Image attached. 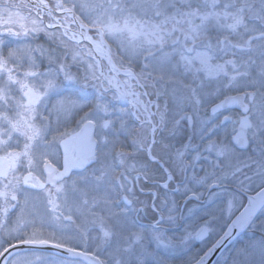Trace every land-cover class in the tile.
I'll use <instances>...</instances> for the list:
<instances>
[{"label":"snow or ice","instance_id":"obj_1","mask_svg":"<svg viewBox=\"0 0 264 264\" xmlns=\"http://www.w3.org/2000/svg\"><path fill=\"white\" fill-rule=\"evenodd\" d=\"M260 216L264 0H0L5 264H211Z\"/></svg>","mask_w":264,"mask_h":264},{"label":"rangeland","instance_id":"obj_2","mask_svg":"<svg viewBox=\"0 0 264 264\" xmlns=\"http://www.w3.org/2000/svg\"><path fill=\"white\" fill-rule=\"evenodd\" d=\"M20 2V0H17ZM22 15H26V12L21 13ZM39 56V53L36 54ZM144 100H148L147 97L143 98ZM151 100H155V97H149ZM155 111V109H153ZM261 221H264V216H260L257 220V223L253 225L252 228L247 229L242 235H240L231 245H229L226 249H224L221 254L218 256L215 264H224V261L227 259L229 264H231V260L237 249L242 247H247L249 244H256L257 247L253 252V255L250 259L254 262V264H259V251L258 245L259 242L264 240V227L261 225ZM70 230L72 229L71 225L67 226ZM47 231H51L48 229ZM95 234V233H93ZM78 241H73V243H77ZM205 247L204 243H200L198 247H195V241H193L192 250ZM165 255L169 257L171 264H181V261L184 259L185 254L183 252L177 253L175 251L165 252ZM58 255L38 252L36 256L31 257L33 260V264H54V262L59 259Z\"/></svg>","mask_w":264,"mask_h":264},{"label":"water","instance_id":"obj_3","mask_svg":"<svg viewBox=\"0 0 264 264\" xmlns=\"http://www.w3.org/2000/svg\"><path fill=\"white\" fill-rule=\"evenodd\" d=\"M232 107H239L238 105H234ZM255 195V194H254ZM242 211V209H241ZM238 214V213H237ZM246 230L244 231H235L232 238L225 241V244L224 246L217 250L213 255H212V258H211V264H214L215 261L217 260L218 256L221 254V252L226 249L229 245L232 244V242L237 238L239 237L242 233H244ZM10 251H14V250H10ZM38 251H42V252H49V253H54V254H57V251L55 249H52L51 247L49 246H45V247H41ZM0 264H5V261L3 260V258H0Z\"/></svg>","mask_w":264,"mask_h":264},{"label":"flooded vegetation","instance_id":"obj_4","mask_svg":"<svg viewBox=\"0 0 264 264\" xmlns=\"http://www.w3.org/2000/svg\"><path fill=\"white\" fill-rule=\"evenodd\" d=\"M233 108V111H235V112H239V111H241V109L239 108V107H232ZM62 159H61V161H60V163L62 164ZM138 190V189H137ZM253 195L255 194V193H252ZM241 210V209H240ZM201 242L200 241H195V247H198V245L200 244ZM38 252H42V251H38ZM37 252V253H38ZM43 253H48V252H43ZM50 254H52V253H50ZM54 255H56V254H54Z\"/></svg>","mask_w":264,"mask_h":264},{"label":"bare ground","instance_id":"obj_5","mask_svg":"<svg viewBox=\"0 0 264 264\" xmlns=\"http://www.w3.org/2000/svg\"><path fill=\"white\" fill-rule=\"evenodd\" d=\"M100 58V57H99Z\"/></svg>","mask_w":264,"mask_h":264}]
</instances>
